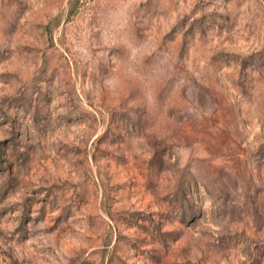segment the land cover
<instances>
[{"label": "rangeland", "instance_id": "obj_1", "mask_svg": "<svg viewBox=\"0 0 264 264\" xmlns=\"http://www.w3.org/2000/svg\"><path fill=\"white\" fill-rule=\"evenodd\" d=\"M0 264H264V0H0Z\"/></svg>", "mask_w": 264, "mask_h": 264}]
</instances>
